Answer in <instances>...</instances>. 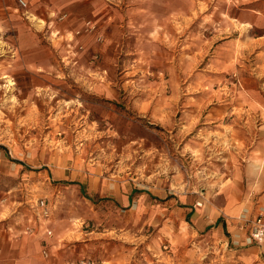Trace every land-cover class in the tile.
Instances as JSON below:
<instances>
[{
    "label": "rangeland",
    "instance_id": "rangeland-1",
    "mask_svg": "<svg viewBox=\"0 0 264 264\" xmlns=\"http://www.w3.org/2000/svg\"><path fill=\"white\" fill-rule=\"evenodd\" d=\"M113 7L106 33L91 22L88 31L87 21L73 39L49 30L41 50L15 62L0 37V157L8 163L0 167V205L11 195L12 173L20 207L42 220L58 212L92 231L95 248L71 264H102L105 241L135 247L136 234L143 255L129 254L127 264H222L210 244L171 251L160 225L166 213L137 215L98 197L91 203L78 180L124 179L148 192L161 189L176 210L191 194L201 207L202 191L228 159L245 155L264 131V0ZM93 209L100 210L95 217ZM171 219L188 220L177 212ZM241 221L234 248L248 245ZM118 232L127 240L110 238ZM154 239L160 249L151 247Z\"/></svg>",
    "mask_w": 264,
    "mask_h": 264
},
{
    "label": "crops",
    "instance_id": "crops-1",
    "mask_svg": "<svg viewBox=\"0 0 264 264\" xmlns=\"http://www.w3.org/2000/svg\"><path fill=\"white\" fill-rule=\"evenodd\" d=\"M24 1L27 4L25 8L19 5L18 0H0V37H7L8 58L12 62L15 60L11 58H17V55L41 50V36L49 30H54V35L57 32L71 35L73 39L76 38L74 32L86 29L84 24L87 21L99 26L98 31L106 33L117 10L113 5L125 6L127 10V6L159 3V0ZM63 15L64 20L59 22ZM76 43L79 44L78 41ZM30 63L24 62L26 67ZM261 133V138L245 145V155L228 159L226 171L202 191L205 201L201 207L195 205L198 197L191 194L183 200L178 199L184 201V207L176 210L175 198L168 199L161 189L148 192L140 186L129 185L124 179L105 178L102 181L100 177H89L78 180L79 185L81 189L87 185L85 199L91 203L95 202L94 197H98L110 199L119 210H129L130 213L133 209L137 215L148 208L153 213H166L160 225L163 232L168 234L165 241L171 251H188L192 242L202 249L210 244L219 250L221 256L215 259L222 264H264V254L258 246L240 243L244 246L234 248L230 245V242L240 239L244 212L254 215L259 210L264 213V131ZM3 164L8 163L0 157V167ZM64 173L65 170L58 174V178L62 180ZM14 175L11 173V177L7 176L11 178V195L6 204L0 205V264H71L79 257L80 251L81 254L85 250L90 253L95 248L92 231L80 230V226L74 222L61 219L58 212L42 220L37 218L38 214L34 211L20 207L22 200L12 184L16 180ZM154 194L164 202L158 204L156 199L152 200ZM92 212V217H95L100 210L93 209ZM172 212L183 214L191 222L186 219L181 223L176 222L171 219ZM46 230L52 232V238L45 235ZM138 236H135V247H128L124 242L105 241L102 264H127L128 255L133 252L142 256L143 240ZM194 236L197 237L193 239ZM113 237L120 241L127 240L124 232L110 236ZM157 241L153 240L152 248L160 249V242Z\"/></svg>",
    "mask_w": 264,
    "mask_h": 264
},
{
    "label": "built area",
    "instance_id": "built-area-1",
    "mask_svg": "<svg viewBox=\"0 0 264 264\" xmlns=\"http://www.w3.org/2000/svg\"><path fill=\"white\" fill-rule=\"evenodd\" d=\"M18 3L23 8L27 6L24 0H18ZM64 17L65 15L61 16L59 19L62 20ZM86 25H89L87 28L88 31H92L94 29L93 26H90V22H88ZM76 34H79V32H76ZM38 207L40 208L41 214L43 216H47L48 209L45 205V202H39ZM241 219L244 220V224L246 225V244L258 246L262 254H264V213L260 212L253 218H248V214L244 212L241 216ZM47 235H51V232L48 231Z\"/></svg>",
    "mask_w": 264,
    "mask_h": 264
}]
</instances>
